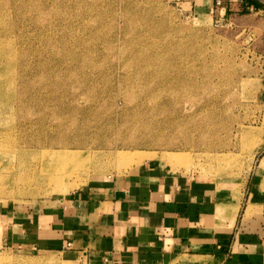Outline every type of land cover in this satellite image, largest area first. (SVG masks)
<instances>
[{
  "label": "rangeland",
  "instance_id": "obj_1",
  "mask_svg": "<svg viewBox=\"0 0 264 264\" xmlns=\"http://www.w3.org/2000/svg\"><path fill=\"white\" fill-rule=\"evenodd\" d=\"M250 4L0 0V207L67 195L146 154L246 179L264 161V13ZM0 264L60 263L5 246Z\"/></svg>",
  "mask_w": 264,
  "mask_h": 264
},
{
  "label": "crops",
  "instance_id": "obj_2",
  "mask_svg": "<svg viewBox=\"0 0 264 264\" xmlns=\"http://www.w3.org/2000/svg\"><path fill=\"white\" fill-rule=\"evenodd\" d=\"M182 2L200 12L214 4ZM261 161L233 182L150 158L64 196L0 207V247L60 264H264Z\"/></svg>",
  "mask_w": 264,
  "mask_h": 264
},
{
  "label": "bare ground",
  "instance_id": "obj_3",
  "mask_svg": "<svg viewBox=\"0 0 264 264\" xmlns=\"http://www.w3.org/2000/svg\"><path fill=\"white\" fill-rule=\"evenodd\" d=\"M128 154L129 153H126L125 151H121V152H118V162L119 163H121V164H123V165H125L126 167L129 165V159H128ZM145 156H147V157H150V158H154L155 157V154H146ZM252 156H253V153H252ZM251 156V157H252ZM255 156V155H254ZM140 160H141V158H140ZM146 160V159H145ZM261 165L262 166H264V161H262V163H261ZM78 166V165H77ZM76 166V167H77ZM79 167V166H78ZM67 174H69V173H65L64 175L66 176ZM64 176V177H65ZM69 176V175H68ZM70 176H71V174H70ZM67 177V176H66ZM70 180V179H69ZM69 186V182L67 181L65 184H64V190L66 191V189H67V187Z\"/></svg>",
  "mask_w": 264,
  "mask_h": 264
},
{
  "label": "built area",
  "instance_id": "obj_4",
  "mask_svg": "<svg viewBox=\"0 0 264 264\" xmlns=\"http://www.w3.org/2000/svg\"><path fill=\"white\" fill-rule=\"evenodd\" d=\"M225 0H215V3L217 5H221ZM249 7L255 8L253 4H250ZM223 9H226V6H223ZM258 9V8H257ZM259 11H262L264 13V6L258 9ZM224 14V13H223ZM71 242H68V245H70Z\"/></svg>",
  "mask_w": 264,
  "mask_h": 264
}]
</instances>
